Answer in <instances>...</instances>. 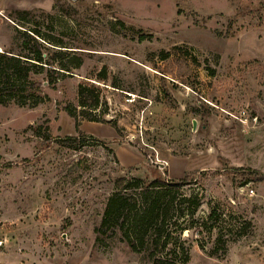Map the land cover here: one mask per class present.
<instances>
[{"label":"rangeland","instance_id":"obj_1","mask_svg":"<svg viewBox=\"0 0 264 264\" xmlns=\"http://www.w3.org/2000/svg\"><path fill=\"white\" fill-rule=\"evenodd\" d=\"M35 27L69 47L71 72L33 76L36 107L0 105V264H152L150 241L133 252L96 229L119 179L185 175L179 200L201 205L180 209L155 252L264 264V0H0V53Z\"/></svg>","mask_w":264,"mask_h":264},{"label":"trees","instance_id":"obj_2","mask_svg":"<svg viewBox=\"0 0 264 264\" xmlns=\"http://www.w3.org/2000/svg\"><path fill=\"white\" fill-rule=\"evenodd\" d=\"M41 13L49 16L47 12ZM18 14L27 17L30 12L20 11ZM17 32L23 37L22 51L0 53V105L7 106L15 102L21 107L33 108L40 104L41 100L34 99L29 104V99L42 86L33 76L48 69V83L53 85L56 81L55 74L71 72L70 67L64 62L67 53L61 50L69 47L63 42H55L36 27L24 31L17 29ZM148 38L150 37L147 35L139 36L141 42ZM57 47L60 49H56ZM57 56L61 58L57 59ZM73 59L74 68H79L83 58L75 56ZM78 95L79 103L83 107H95L98 103L94 92L87 91L82 85L79 86ZM67 111L70 116L76 118L75 112L69 108ZM81 141L84 144L85 137ZM59 142L64 147L77 150L79 146H76V143L80 142V139L68 137L60 139ZM144 155L154 164L149 156ZM191 183V175H185L176 183L167 182L158 176L151 181L119 179L115 191L107 200L100 226L96 229L98 237L104 235L106 231L112 234L120 233L133 252L145 248L146 243L150 241L154 249L150 254L152 264H177L172 258L177 251L176 246L170 248L165 255H158L156 252L160 245L164 249L173 245L169 234H166V228L172 224L174 218L180 217V209L189 204L191 214L194 215L200 207L201 201L198 196L179 200V190L173 188ZM215 215L213 209L210 218Z\"/></svg>","mask_w":264,"mask_h":264},{"label":"water","instance_id":"obj_3","mask_svg":"<svg viewBox=\"0 0 264 264\" xmlns=\"http://www.w3.org/2000/svg\"><path fill=\"white\" fill-rule=\"evenodd\" d=\"M194 126H196V121H194ZM154 164L156 165V166H158V167H160V168H163L164 167V163H162V162H154Z\"/></svg>","mask_w":264,"mask_h":264},{"label":"built area","instance_id":"obj_4","mask_svg":"<svg viewBox=\"0 0 264 264\" xmlns=\"http://www.w3.org/2000/svg\"><path fill=\"white\" fill-rule=\"evenodd\" d=\"M251 193L253 194V193H254V191H253V190H251Z\"/></svg>","mask_w":264,"mask_h":264}]
</instances>
